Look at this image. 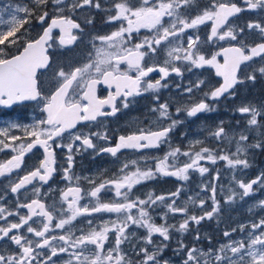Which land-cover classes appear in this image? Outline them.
<instances>
[{
  "label": "snow or ice",
  "instance_id": "obj_1",
  "mask_svg": "<svg viewBox=\"0 0 264 264\" xmlns=\"http://www.w3.org/2000/svg\"><path fill=\"white\" fill-rule=\"evenodd\" d=\"M49 5L55 13L51 15L50 23L38 38L26 39L28 30L21 32V29L34 16L38 23L44 25L50 17ZM88 9L107 12L105 22L119 23V27L109 34L92 38V51L82 66L68 69L58 66L53 72L56 87L46 94L38 73L51 67L48 50L52 46L53 31L59 30L57 41L60 47L73 46L80 39L78 34L84 31L74 16ZM191 9H195V14H191ZM257 11L264 12V0H242V6L236 0H208L203 8L198 6V0H139L135 4L131 0H113L111 7L104 9L101 0H33L32 7L21 4L0 7V106L10 108L18 103L35 101L45 114V118L38 119L31 127L11 121L0 127V151L10 149L15 153L6 162L0 163V177L20 170L25 155L34 148L39 146L44 153L39 166L11 183L5 194H19L37 180L48 183L56 171L53 144L67 150V166L63 169L62 178L69 185L60 191L59 209L47 206L39 198L40 189L36 187L32 189L36 198L27 202L17 201L14 210L0 205V221H3L0 224V242L9 246L7 254L0 250V264H57L62 256H67L64 264H170L164 259V251L169 249L173 234L185 233L190 225L198 226L220 213L215 183L220 179V172L217 170L212 180L201 188V191L210 193V210L205 208L207 200L199 199V193L197 198L188 197L183 205H178L182 187L167 195L149 193L145 199H133L134 186L153 180L158 175L188 181L190 170L203 176L210 169L202 166V161L211 165L223 161L229 169H249L252 167L249 152L264 151V124L258 120L264 119V108L244 105L236 109L241 116L248 117L246 128L238 134V138L229 134L223 121L210 133L218 143L227 141L231 144L234 141L235 152L203 147V141L195 140L189 143L187 150L170 147L162 158L155 160L154 167L137 166L135 171L127 172L129 164L126 163L120 169L122 175L98 185L86 178L90 189H82L79 184L81 178L72 174L74 153L91 149L96 155L107 153L115 157L123 149L140 151L158 148L168 142L170 133L182 121L172 118L169 104L159 102L157 95L154 97L157 104L151 111L158 113L157 121L161 126L155 130L140 128L131 134L120 135L114 146L106 147L98 146L94 139L109 142L111 137L107 131L72 134V142L67 145L56 141L65 132L75 129L78 123L95 122L99 117L116 115L121 110L117 106L118 100L127 109L131 103L129 98L168 87L167 78L170 75L183 77L184 72L191 73L205 66L215 68V74L223 78V83L205 92L199 102L177 107L175 111L177 115L186 113L188 118L214 111L209 101H218L225 94L234 97L235 87L245 82L238 76L241 65L254 58L264 60V17L249 20L243 26L232 22L243 12ZM92 24L94 17L85 19V25ZM209 24L206 41H201L196 32L187 35L186 44L181 42L189 30ZM141 29H147L153 35L133 44V33ZM249 35L257 36L258 42L249 43ZM216 41L236 43H230V46L222 47L210 56L203 54L201 43ZM161 45L166 49L163 64L148 65L146 57H154ZM220 56L223 57L222 64L217 59ZM125 64L128 70L121 69V65ZM130 71H134L135 75L129 74ZM256 71L264 76V65ZM153 72H159L160 79L146 80ZM246 79L255 82V73L249 74ZM205 84L204 80H198L184 87L183 92L191 94ZM101 85L109 89L105 98L97 96V87ZM163 121H169L167 126H163ZM253 128L261 130V138L248 143L250 137L247 131ZM12 130H22L24 137L11 134ZM181 156L186 158L182 165L178 163ZM131 163L137 164L136 161ZM232 183L234 187L229 189L225 204H231L237 198L243 201L254 195V186L264 188V172L247 181L234 176ZM105 189L114 191V200L101 201L100 194ZM5 194H0V200L5 199ZM189 201L201 209V215L190 214ZM156 206L162 209L160 219L163 222L159 225L150 211ZM258 206L264 210V200H260ZM100 213L115 214V219L93 226L91 217ZM169 215H180L183 220L178 225L169 224ZM78 218H87L88 230L81 228L78 230L80 234L76 235L72 227ZM132 227L144 229V235L136 237L134 232L129 231ZM57 230H60L59 234ZM237 232L242 235L233 239V233ZM223 236L227 238L226 243L207 251L189 247L182 240L177 241L173 253L182 257L181 264H264V218L226 230ZM155 237L160 238L159 243H156ZM195 239H200L199 232ZM125 244L129 245L131 254L123 247Z\"/></svg>",
  "mask_w": 264,
  "mask_h": 264
},
{
  "label": "flooded vegetation",
  "instance_id": "obj_2",
  "mask_svg": "<svg viewBox=\"0 0 264 264\" xmlns=\"http://www.w3.org/2000/svg\"><path fill=\"white\" fill-rule=\"evenodd\" d=\"M21 5L32 7L33 0H20ZM132 3H138L139 0H131ZM237 3L241 4L242 0H236ZM102 9L110 8L113 0H101ZM200 1L198 0V4ZM50 12L49 19L45 22L44 25L38 23L37 19L32 17L29 23L25 24L21 29V32H24L27 29V34L29 39L38 38L39 35L42 34L43 28L47 27V24L50 23L51 15L55 13L51 9V5L48 8ZM191 14H195V9L190 10ZM39 15V12H37ZM108 13L101 10L97 11L95 9H88L82 12L76 13L74 19L77 22L81 23L82 28L84 29L83 33H79L80 39L71 47L63 48L58 45L57 37L59 36V30L53 31V41H50L52 45L48 54L51 60V67L48 70H43L39 72L38 77L41 83V87L43 91L47 94L55 89V86L52 88L50 86V80L53 77L54 70L57 69L58 66H63L66 69L69 67L82 66L87 62V56L92 51L90 47V42L95 35H104L109 34L112 31L116 30L119 27V23H106ZM88 17H94V24L85 25V19ZM264 17V12H243L239 15L238 18H233L232 22L243 26L249 20L260 19ZM210 31L209 25H202L197 30H189L188 33L185 34L184 37L181 38V42L186 44L187 35L198 34L201 37V41H206L207 35ZM153 33H151L147 29H141L138 33H133L132 43L140 42L144 37H150ZM247 41L249 43L258 42V37L255 35L247 36ZM231 44H235V41H216L215 43H201L200 47L206 56H210V54L219 51L222 47H228ZM166 58V49L164 45H161L160 50L154 57H146V63L148 65L163 64L164 59ZM219 63H223V57L220 56L217 58ZM264 65V60L260 58H254L253 61L248 62L247 64H242L241 68L238 72V76L241 79H244V83L238 84L235 89L234 97H230L227 94L221 97L218 101L209 103L212 104V107L215 109L212 112L201 113L197 117L188 118L186 117V113L181 112L177 115L175 109L177 107L191 106L199 102L204 98V93L209 91L214 87H219L221 83H223V78L219 77L215 74V68L210 66H205L202 69H196L193 72H184L183 77H177L176 75H170L167 78L168 87L162 88L159 92H146L140 96H136L134 98H129L131 103L127 109L122 107L121 101H117V106L120 107V111L114 115L109 117H99L95 122H81L78 123L75 129L69 130V132H65L62 138L57 139L56 143H62L67 145L72 142V134H89L90 132H103L107 131L111 137L109 142L105 141H97L94 139V143H96L100 147L106 146H114L120 135H128L133 132H136L138 129H153L161 126V123L157 121L158 113L153 114L151 109L156 106L157 101L154 99L155 96H159V102H167L170 106V113L173 119H178L182 121L169 135L168 142L161 144L158 148H150L144 149L140 151H136L133 149H123L115 157L110 154L104 153L102 155H96L91 149L87 151L81 150L78 153H74V166L72 169V174L75 176H79L81 179L79 181L82 189H90L91 185L88 183V179L90 178L96 182L98 185L104 180L113 179L119 175L120 169L124 164H129V168L126 170L127 172H132L136 170V167L140 168L145 167H154L155 160L158 158H162L166 152L169 151V148L179 147L181 150H187L189 147V143L195 140L203 141V147H209L212 149L219 150L220 148H224L228 152H232V147L234 143L229 144L227 141L223 143H218L215 139H212L210 133L214 131L219 125L221 121H223V125L225 129L231 135L234 130L237 128H242V116L236 111L238 106V102L242 101V103H246L249 100L250 95L256 92L255 85L258 83L262 84L264 81V76H261L256 69L260 66ZM122 70H128L127 65H121ZM255 73L256 80L255 82L248 81L246 77L249 74ZM131 75H135L134 71H130ZM159 72H153L149 74V77L146 80L155 81L160 79ZM198 80H204L206 84L202 86L200 89H195L191 94L184 93L183 88L189 86L190 83H195ZM56 85V82L53 83ZM177 85H180L178 88ZM257 85V86H258ZM109 89L106 86H98L97 87V96L99 98L107 97ZM262 100H264V92L261 93ZM22 110L23 112L27 111V117L31 115V112L35 116H41L45 118V114L41 111V106L35 103L22 104L14 107L12 110H0V113L4 116H12L16 111ZM108 110L107 108L105 109ZM29 120V117L27 118ZM239 122V124L237 123ZM169 121H163V126H167ZM16 132H11V134H15ZM22 135V133H21ZM20 142H17L19 144ZM78 143V142H77ZM53 149L55 151V168L56 171L53 173L52 178L48 181L47 184L42 182L34 181L32 185H28L26 189L22 190L19 194H5V190L8 189L11 183L15 182L19 177L23 176L26 172L32 170L35 167L39 166V162L44 158L43 149L39 146L34 148L32 152L27 153L24 157L23 167L13 172L10 176L0 177V194H5V199L0 200V205L8 207L9 209H13L14 204L19 202H27L32 198H36L33 195V187L40 189L39 198L50 208L55 206L57 209L60 208V191L62 189H66L68 187V182L63 180V169L67 166L66 156L67 150L65 148H57L55 144H53ZM10 149H5L0 151V163L6 162L8 159L14 155ZM186 158L181 156L179 158L178 163L183 164ZM249 160L252 163V167L245 170L246 175L244 176V180H250L254 178L256 175L260 173V171L264 172V151L253 150L249 152ZM132 161H136L137 164H132ZM219 162V161H218ZM202 166H207L210 169L208 174L201 176L198 171L189 172L188 181L178 180L175 177L158 175L155 179L142 182L139 185H135L132 190V198L140 197L142 199L147 198L149 193H154L156 195H167L169 193L175 192L178 188L182 187V192L177 200L178 205H183L185 201L188 200V197L197 198V193H199V199H201V194L203 193L207 197V203L205 205L206 209L210 210L211 200L208 199L210 193L203 192L200 189V184H207L212 180L210 176L211 170L216 173V170L219 168L216 165H211L210 163L201 162ZM221 171V170H220ZM219 171V172H220ZM224 177V175L220 172V181ZM220 181H216V198L218 197V189H221ZM255 194L245 198L246 200L252 199L255 196H264V189L254 186ZM100 199L102 202H109L115 199L114 191L111 189H105L100 194ZM218 200V198H217ZM6 201V202H5ZM81 203H85V201H81ZM189 212L190 214L201 215L202 211L200 208L194 206L190 201L188 202ZM22 212L26 210H21ZM151 214L156 222V224H160L163 221L160 219L162 215L161 206L154 207V210H150ZM230 212H234L230 211ZM238 212V211H237ZM228 221L230 222L229 229L232 228L233 223H237L236 227L242 224L241 217L234 218L233 213L229 214ZM226 213H219L214 217H219L220 222L225 218ZM11 219V218H10ZM87 218H78L77 221L74 222V227H72V231L79 235L78 231L81 228L87 229L86 224ZM93 220V226L100 225L102 221L114 220L115 214L108 213H100L95 214L91 217ZM183 217L180 215L172 216L169 215L168 223L178 225L182 222ZM219 220H204L200 225L192 224L190 228L185 233H174L171 241H169L170 247L169 249L164 251V259L169 260L170 264H181L182 257L177 256L173 253V249L176 248L177 241L182 240L189 247H196L199 249H204L207 251L208 249L217 248L221 243H223V239H226L223 234L213 235L212 237H203L202 233L210 232L212 226L219 222ZM219 222V223H220ZM3 221H0L2 224ZM249 222H245L247 224ZM129 231L134 232L136 237H140L144 235V229H137L132 227ZM60 230H57V234H59ZM199 232L200 239L196 240L195 235ZM233 239L239 238V236L232 237ZM111 239V238H110ZM156 243L160 242L159 237H155ZM137 242V241H133ZM225 242V243H226ZM14 248V246H12ZM91 247V246H89ZM123 247L128 250L131 254V249L128 244L123 245ZM0 250L4 251V254H7L9 250V246L7 243L0 242ZM133 259L135 257L133 256ZM67 260V256H62L57 264H64Z\"/></svg>",
  "mask_w": 264,
  "mask_h": 264
},
{
  "label": "rangeland",
  "instance_id": "obj_3",
  "mask_svg": "<svg viewBox=\"0 0 264 264\" xmlns=\"http://www.w3.org/2000/svg\"><path fill=\"white\" fill-rule=\"evenodd\" d=\"M199 1H200V3L198 4V6L200 8H203L208 3V0H199ZM17 4H21V1L20 0H0V7H6L8 5H12L14 7ZM10 10L11 9H9V11ZM5 18L7 19V13H5ZM12 51L14 52L15 48H13ZM54 82H55L54 77H52V79L50 80V86L52 88L54 86L56 87V85H53ZM257 85H258V83L255 85L257 93H253L252 95H250V97L248 99L249 101L246 103H242V101H239L238 102L239 107L244 106V105H252V106L259 107V108H264V100H262V98H261L262 95H260L261 93L264 92V81L262 84H259L258 86ZM239 107H237V108H239ZM26 113H27V111L23 112L22 110H19V111H16L14 115L8 116V117L4 116L3 114L0 113V127L6 126L10 121L11 122H18L20 124L31 127V125L35 121H37L38 119H43V117L35 116L31 112V115L28 116L29 120H27L28 114H26ZM242 118H243L242 124H241L242 128H237L231 134V135L235 134L237 136V138H238V134L241 131H244L246 128V120L248 119V117L242 116ZM258 120L260 123L264 124V119L258 118ZM16 131H17L16 135L24 137V133L22 130H12V132H16ZM260 131H261L260 129H255V128L249 129L247 131V134L250 137V140L248 141V143H254L256 141V139L261 138L260 137ZM21 133H22V135H21ZM233 143H234V145L231 149H232V152H235L236 144L234 141H233ZM251 165H252V163H251ZM217 167H219L217 170H219V171L221 170L220 172L224 175V177H222L221 181L219 179L221 189H218V197L217 198L220 201V208H221L220 213H222V214L226 213V216H225L226 219L224 218L222 220V222H220L219 217H214V219L217 218L220 223L219 222L215 223L212 226V229L210 232L202 233V238L203 237H209L210 238L213 235H218V237H219V234H223V232L226 230H231L232 228H238L239 226L236 227L237 223H233L232 228L229 229L230 222L228 221V217L230 216L229 215L230 213H233L234 218L241 217L242 224H245V222L250 223L252 221H258L259 219L264 218V210H262L258 206V202L260 200H264V196H261V197L255 196L252 199H248V200L244 199L243 201H241L239 198H237L235 200V202H233L231 204H225L224 203L229 189L231 187H234V185L232 183L233 177L235 176L237 179H243L244 180V176L246 175V173L244 172L245 170L242 171L240 169H229L226 166V162H223V161H219L217 163ZM249 172H250V168H249ZM260 172H262V171H260ZM214 174L215 173L211 170L210 176H212ZM203 185L204 184H200V189L202 188ZM263 195H264V193H263ZM200 198L205 199V200L207 199L206 195H204L203 193L201 194ZM233 210H234V212H230ZM237 235L240 236L242 234L239 232L233 233V237L237 236ZM225 242H226V239H223V243H225ZM202 250L205 251V248Z\"/></svg>",
  "mask_w": 264,
  "mask_h": 264
},
{
  "label": "water",
  "instance_id": "obj_4",
  "mask_svg": "<svg viewBox=\"0 0 264 264\" xmlns=\"http://www.w3.org/2000/svg\"><path fill=\"white\" fill-rule=\"evenodd\" d=\"M248 63V62H247ZM43 71V70H42ZM39 74V73H38ZM226 95V94H225ZM29 103H35V101H26V102H22V103H18L15 105H12L10 108L8 107H4V106H0V109H5V110H12L14 107L18 106V105H22V104H29Z\"/></svg>",
  "mask_w": 264,
  "mask_h": 264
},
{
  "label": "trees",
  "instance_id": "obj_5",
  "mask_svg": "<svg viewBox=\"0 0 264 264\" xmlns=\"http://www.w3.org/2000/svg\"><path fill=\"white\" fill-rule=\"evenodd\" d=\"M26 39H29V36L28 35H26V37H25Z\"/></svg>",
  "mask_w": 264,
  "mask_h": 264
}]
</instances>
